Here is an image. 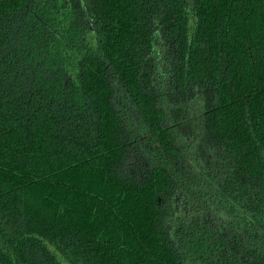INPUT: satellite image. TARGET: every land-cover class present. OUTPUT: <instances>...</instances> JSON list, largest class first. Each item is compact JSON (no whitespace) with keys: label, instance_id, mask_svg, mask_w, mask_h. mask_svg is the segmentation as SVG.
<instances>
[{"label":"trees","instance_id":"1","mask_svg":"<svg viewBox=\"0 0 264 264\" xmlns=\"http://www.w3.org/2000/svg\"><path fill=\"white\" fill-rule=\"evenodd\" d=\"M0 264H264V0H0Z\"/></svg>","mask_w":264,"mask_h":264}]
</instances>
